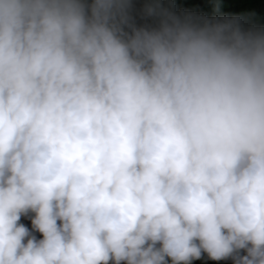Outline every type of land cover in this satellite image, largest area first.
<instances>
[{
  "label": "clouds",
  "instance_id": "9594fccd",
  "mask_svg": "<svg viewBox=\"0 0 264 264\" xmlns=\"http://www.w3.org/2000/svg\"><path fill=\"white\" fill-rule=\"evenodd\" d=\"M205 258L264 264V27L0 0V264Z\"/></svg>",
  "mask_w": 264,
  "mask_h": 264
},
{
  "label": "trees",
  "instance_id": "16d2710c",
  "mask_svg": "<svg viewBox=\"0 0 264 264\" xmlns=\"http://www.w3.org/2000/svg\"><path fill=\"white\" fill-rule=\"evenodd\" d=\"M176 10L194 12L208 17L213 16H239L245 19L248 24L264 27V0H173ZM29 228L31 222L22 218ZM39 233L37 236L39 237ZM192 264H232L227 261H212L208 259L194 260Z\"/></svg>",
  "mask_w": 264,
  "mask_h": 264
}]
</instances>
